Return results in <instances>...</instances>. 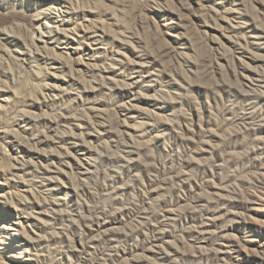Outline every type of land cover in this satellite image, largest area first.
I'll return each mask as SVG.
<instances>
[{
  "label": "rangeland",
  "instance_id": "obj_1",
  "mask_svg": "<svg viewBox=\"0 0 264 264\" xmlns=\"http://www.w3.org/2000/svg\"><path fill=\"white\" fill-rule=\"evenodd\" d=\"M66 1L69 44L19 56V134L32 153L21 159L54 170L67 191L62 216L37 215L46 248L31 255L264 264V0ZM58 2L0 4V32L27 51ZM74 131L83 141L70 145ZM60 139L71 162L46 160ZM44 179L22 175L19 191ZM15 213L2 207L0 219Z\"/></svg>",
  "mask_w": 264,
  "mask_h": 264
},
{
  "label": "bare ground",
  "instance_id": "obj_2",
  "mask_svg": "<svg viewBox=\"0 0 264 264\" xmlns=\"http://www.w3.org/2000/svg\"><path fill=\"white\" fill-rule=\"evenodd\" d=\"M8 1L0 0V4L5 3L6 5ZM58 1V5L50 8L48 14H43L44 22L40 25L35 35L30 36V47L27 51H25L27 48L19 49V39L15 36L9 37L7 29H2L0 32L3 40L8 44V47L5 45L0 47V185L6 187L7 182L5 181H7L8 177H11L15 187V191L9 195L0 193V209L10 206L16 212L12 215L13 220L8 218H5L6 220L0 219V254L2 253L3 255H1L4 257L0 264H23L21 263L22 259L33 262V264H44L39 256L31 255L32 251H36L34 250L35 248H46L37 234L36 228H34L39 226L38 221H44L37 215L39 216L42 210L53 215L59 213L61 216L64 212L60 201L63 200L62 193L65 191L59 187V184L53 185L54 181H58L57 173L39 164L29 167V164L21 159L25 152H29L26 146L30 147V145H22L24 143L21 142L22 137L19 134V125L22 127L21 124L26 122L22 120L19 124V56L31 58L37 55V51L40 48L37 42L42 43L43 50H47L45 49L46 44L50 41H58L60 38L62 45L69 44L68 36H61L60 32L65 33L66 31L63 29L66 20L61 18V14L64 11L66 13L69 12L70 5L66 0ZM247 43L245 40L242 41V44ZM20 46L24 45L21 43ZM49 61H53V59H49ZM73 136V138H67V140L71 141L70 145L83 141L81 131H74ZM42 143H45V146L48 147L53 146L49 140ZM35 145L37 146L38 144L36 143ZM63 145H65V141L60 139L54 146L56 149L55 154L48 153L46 160H57L61 163L63 159H66L71 162L69 153L62 147ZM30 153L29 156L32 154ZM61 167V171L64 173V165ZM77 169L81 171L80 166ZM31 171H33L34 176H44V182H35V187H31L32 190L26 185L23 191L20 192V177L25 175L29 179L34 178L33 175H30ZM62 180L61 182H63ZM105 187L103 190H106ZM65 194L67 196V191ZM27 210H30V212H26ZM21 215H26V223L27 225L31 224L32 228L28 225L30 227L26 229L25 224L18 222ZM6 259L12 261H6ZM51 261L49 259L46 263L49 264Z\"/></svg>",
  "mask_w": 264,
  "mask_h": 264
}]
</instances>
